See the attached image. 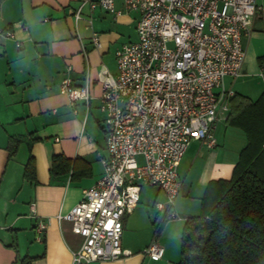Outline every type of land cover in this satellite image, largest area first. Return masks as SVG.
I'll use <instances>...</instances> for the list:
<instances>
[{"label":"crops","instance_id":"obj_1","mask_svg":"<svg viewBox=\"0 0 264 264\" xmlns=\"http://www.w3.org/2000/svg\"><path fill=\"white\" fill-rule=\"evenodd\" d=\"M80 5L81 0L0 3V30L9 29L14 36L0 39V264H21L24 259H31V264H72V252L78 249L81 238L72 232L69 222H59L57 216L69 213L81 201L83 191L103 175L105 125L92 112L95 102L99 109L102 86L98 75L104 67L113 74L117 72L116 54L124 45L137 41L140 16L117 2L116 7L122 11L118 17L85 6L81 19L76 21ZM93 33L98 35L99 48L92 44ZM255 58L261 75L264 59L261 63L260 59L264 54ZM246 68L247 48L240 78L246 75ZM67 78L75 86H83L89 80L92 100L88 107L84 102L70 106L60 92V85ZM234 82L232 78L224 81L225 88L235 96L230 101V112L219 122L227 129L218 135L219 124L216 128L217 146L210 149L202 142H192L179 165L182 189L174 203L178 218L168 220L167 210L156 207L166 204L165 194L146 186L157 189L151 202L153 210L141 203V189L137 208L123 220L121 245L130 255L92 264L179 263L186 221L200 215L210 182L232 177L247 144L244 132L227 124L232 102L239 103L243 96L233 88ZM262 94L264 91L252 102ZM12 146L16 153L10 156ZM54 156L71 161L68 172L52 175ZM30 158L34 177L27 180L24 171ZM40 220L47 223L41 241L36 233ZM155 242L164 249L159 261H152L144 253Z\"/></svg>","mask_w":264,"mask_h":264},{"label":"built area","instance_id":"obj_2","mask_svg":"<svg viewBox=\"0 0 264 264\" xmlns=\"http://www.w3.org/2000/svg\"><path fill=\"white\" fill-rule=\"evenodd\" d=\"M117 2L139 14L137 41L117 52L115 74L104 67L98 75L106 135L103 175L69 213L57 216L81 238L72 264L130 255L121 245L123 220L137 208L144 186L163 192L166 204L156 207L167 210L168 220L178 218L174 203L182 189L179 165L192 142L217 146L216 128L235 96L224 81L243 75L245 40L257 22L264 28V0H81L76 21L85 6L118 17L122 11ZM0 39H14L12 31L0 30ZM92 44L100 47L96 33ZM60 92L71 107L76 102L88 107L92 100L88 79L75 86L67 78ZM46 229L47 223L38 221L39 241ZM144 253L159 261L164 249L155 242Z\"/></svg>","mask_w":264,"mask_h":264},{"label":"trees","instance_id":"obj_3","mask_svg":"<svg viewBox=\"0 0 264 264\" xmlns=\"http://www.w3.org/2000/svg\"><path fill=\"white\" fill-rule=\"evenodd\" d=\"M232 109L227 124L243 131L247 144L232 177L210 182L200 215L186 221L178 264H264V94L255 102H232ZM10 149V156L15 155ZM70 165V160L54 156L50 171L58 176ZM24 177H34L32 158ZM21 264H31V259Z\"/></svg>","mask_w":264,"mask_h":264},{"label":"rangeland","instance_id":"obj_4","mask_svg":"<svg viewBox=\"0 0 264 264\" xmlns=\"http://www.w3.org/2000/svg\"><path fill=\"white\" fill-rule=\"evenodd\" d=\"M264 35V28H262L261 23L257 22L255 27V32L252 34L250 41H246L245 46L247 48V68L246 75L242 78L235 80L233 88L243 95L241 98L245 102H252L257 98L259 93L264 91V81L260 72L255 67L256 56L264 54V39L262 38ZM233 82V81H231ZM92 112H96V115L100 117V119L105 120V115L100 113L101 111L97 109L96 102L92 104ZM227 129V125L224 123H220L217 128V134L222 135ZM157 192L156 188L152 187H142L141 193V203L145 202L147 204L146 208L153 210L151 206V202ZM150 204V205H149ZM139 206L142 207V204Z\"/></svg>","mask_w":264,"mask_h":264}]
</instances>
